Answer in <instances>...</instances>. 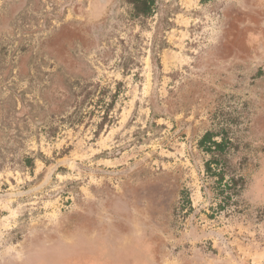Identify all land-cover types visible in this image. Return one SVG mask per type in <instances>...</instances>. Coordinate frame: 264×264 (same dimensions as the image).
<instances>
[{"label":"rangeland","instance_id":"rangeland-1","mask_svg":"<svg viewBox=\"0 0 264 264\" xmlns=\"http://www.w3.org/2000/svg\"><path fill=\"white\" fill-rule=\"evenodd\" d=\"M0 264H264V0H0Z\"/></svg>","mask_w":264,"mask_h":264},{"label":"trees","instance_id":"trees-1","mask_svg":"<svg viewBox=\"0 0 264 264\" xmlns=\"http://www.w3.org/2000/svg\"><path fill=\"white\" fill-rule=\"evenodd\" d=\"M134 3L135 8L138 10V12L141 13H145L150 5L151 0H130ZM205 142H208L209 145L208 146H204L206 147L207 151H210V153L212 154L211 159L208 160L206 162V168L209 169V165L211 162H217L219 161L218 155H216L215 153H222L223 148L226 145V141L225 138L222 136L220 140H214L213 139V135L211 132H206L203 137L200 140V144L204 145ZM231 186L233 188H236L237 186V180L235 178H231Z\"/></svg>","mask_w":264,"mask_h":264}]
</instances>
